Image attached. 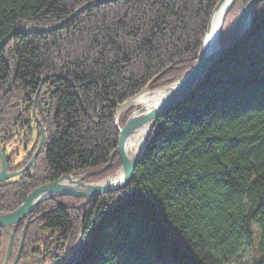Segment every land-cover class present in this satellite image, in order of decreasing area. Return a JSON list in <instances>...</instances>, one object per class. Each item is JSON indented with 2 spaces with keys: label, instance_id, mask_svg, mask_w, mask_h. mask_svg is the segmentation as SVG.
Masks as SVG:
<instances>
[{
  "label": "trees",
  "instance_id": "trees-1",
  "mask_svg": "<svg viewBox=\"0 0 264 264\" xmlns=\"http://www.w3.org/2000/svg\"><path fill=\"white\" fill-rule=\"evenodd\" d=\"M92 1L0 0V41L20 23L51 26ZM218 1L113 0L58 29L11 35L0 50L7 169L21 168L36 149L35 97L46 143L26 174L0 183V212L61 175L109 163L90 180L118 169L117 103L196 64ZM248 1L230 6L222 44ZM251 16L248 35L154 120L129 182L103 195L57 196L36 207L17 264H69L80 254L73 264H264V0ZM13 140L23 149L32 140L22 161L13 158L21 149ZM23 225L16 226L12 251ZM6 239L0 227V256Z\"/></svg>",
  "mask_w": 264,
  "mask_h": 264
},
{
  "label": "water",
  "instance_id": "water-1",
  "mask_svg": "<svg viewBox=\"0 0 264 264\" xmlns=\"http://www.w3.org/2000/svg\"><path fill=\"white\" fill-rule=\"evenodd\" d=\"M108 1H113V0H95L86 3L83 6L76 9L75 12H73L70 16H68L61 22H58L51 26L39 27L27 23H20L16 25L12 29V31L0 41V50L5 45L7 39L13 34L41 33V32H49L58 29L65 22L76 17L84 9L92 5H96ZM234 1L235 0H219L217 2L211 13L205 35L201 40L200 52L198 54L197 62L195 66L192 67L188 72H186L185 74H183L182 76H180L179 78L175 79L174 81L168 84V85L172 84V87L169 89L168 93L163 98L160 99V102L159 104H157L156 107H154L151 110H147L144 106H141L138 109L133 110L130 113L129 117L127 118L125 125L121 127L117 125L119 115L128 107L132 106L131 104L129 105V101L130 99H132V97L126 99L120 104H117V110L114 117L116 121V129L119 131V143L117 149L123 160V163L117 172L121 171V169H124L123 177L116 180L105 181L103 183H101L99 180L94 182L83 181V178H85L87 175L98 174L99 172L107 169L108 165L96 172L85 173L81 177L80 176L78 177L77 175H73L71 173L64 174L58 177L57 179H55V181L53 182L45 183L41 186L34 188L26 196L25 201L21 203V205H19L15 210L11 212H0V227H3L2 229L3 236H7L6 239L7 242L4 245L5 248L0 258L1 260L0 264L17 263L24 242V237L26 232L25 229L28 224L27 222L29 221H26V223L24 224L19 247L17 249L13 261L10 262L8 257L11 251L14 228L18 224V222H20L22 219L23 220L25 218L27 219L28 213H30L33 210V208L38 204H40L41 202L55 198L57 196H64V195H73V196L89 198L113 191L115 189L122 187L127 182H129V180L133 176L135 167L139 164V162L142 159V153L145 150V142L148 136L147 135L146 138L144 139L141 149L133 151L128 147V138L130 137V135L134 133L136 130H138L141 126L146 125L148 123L151 124V122L157 116L161 115L164 111H166L171 106L176 104L178 101L183 99L189 92H191L193 89L198 87V85L204 79L207 71L210 69L212 64L215 61H217L224 52H226L230 47H232V45H234L236 42H238L243 37L248 35L251 28L252 10L263 0H249L248 3L242 8L240 14L236 19L232 38L229 41H227L224 45H221L220 43V36L223 27L222 23L226 16V12L228 11V9L230 8V6ZM224 3L226 4L225 13L222 16V20L216 31L215 37L211 41L210 39L207 38L208 36L210 37L209 32L211 31V21L213 20L214 16L217 14V11L220 9L221 5H223ZM218 37H219V41H217ZM215 39L217 42V47L210 52L209 51V48L211 47L210 44L213 42V40L215 41ZM145 88L146 86L141 91H143ZM121 108L123 109L120 110ZM37 121L41 129L40 142L37 146L35 153L31 156L30 160L24 165V167H21L13 171H7V165L4 158V154L0 149V182L7 180L11 177H14L17 174L27 170L31 166V164L35 161L38 152L41 149V144L44 136L42 124L40 123L39 120ZM113 175H109L105 179H109ZM79 256L82 255L80 254ZM79 256L74 257L72 261H75Z\"/></svg>",
  "mask_w": 264,
  "mask_h": 264
},
{
  "label": "bare ground",
  "instance_id": "bare-ground-1",
  "mask_svg": "<svg viewBox=\"0 0 264 264\" xmlns=\"http://www.w3.org/2000/svg\"><path fill=\"white\" fill-rule=\"evenodd\" d=\"M217 4V3H216ZM215 4V5H216ZM215 7V6H214ZM214 9V8H213ZM225 9H226V4L224 3L223 5H221V7H220V9L217 11V14L214 16V18H213V20L211 21V31L209 32L210 33V37L208 36L207 38L208 39H210L211 41H212V39H214V37H215V34H216V31H217V29H218V27H219V25H220V23H221V20H222V16H223V14L225 13ZM229 10V9H228ZM228 12V11H227ZM227 12H226V14H227ZM241 12V11H240ZM240 14V13H239ZM238 14V15H239ZM238 17V16H237ZM237 19V18H236ZM224 21H225V18H224ZM224 21H223V23L222 24H224ZM208 26V25H207ZM207 29V28H206ZM206 32V31H205ZM222 32V31H221ZM204 35H205V33H204ZM204 35H203V37H204ZM203 37H202V39H203ZM221 37V36H220ZM217 41H219V37H218V39H217ZM240 41V40H239ZM238 41V42H239ZM238 42H236L235 44H237ZM220 43H221V38H220ZM225 44V43H224ZM224 44H222L221 43V45H224ZM234 44V45H235ZM211 45V47L209 48V51L211 52V51H213L216 47H217V42H216V39H215V41L213 40V42L210 44ZM234 45H232V47L234 46ZM200 47H201V45H200ZM232 47H230L229 49H231ZM228 49V50H229ZM199 52H200V49H199ZM199 52H198V54H199ZM198 54H197V57H198ZM197 62V61H196ZM195 66V65H194ZM193 66V67H194ZM174 81V80H173ZM172 82V81H171ZM172 87V84H170V85H168V86H166V87H164V88H160V89H158V90H155V91H152V90H150V91H148V90H145V91H142L140 94H138V95H136V94H134V95H131L130 97H132V99H130V101H129V105L131 104L132 106L131 107H136V109H138L139 107H141V106H144L147 110H151V109H153L154 107H156L157 106V104H159V102H160V99L161 98H163L167 93H168V91H169V89ZM130 97H128V98H130ZM127 98V99H128ZM36 97L34 98V101H33V106H32V118H33V120L39 125V123H38V121L37 120H39L40 121V119L38 118L39 117V115H38V112H37V107H36ZM118 104V103H117ZM134 105H136V106H134ZM139 105V106H138ZM117 106V105H116ZM172 107V106H171ZM170 107V108H171ZM123 108H121L120 110H122ZM128 110V109H127ZM127 110H124L119 116L121 117ZM134 110H135V108H134ZM146 110V111H147ZM165 112V111H164ZM163 112V113H164ZM130 115V114H129ZM129 115L127 116V118L129 117ZM158 117V116H157ZM156 117V118H157ZM127 118H126V121H127ZM155 118V119H156ZM154 119V120H155ZM154 120L151 122V124L150 123H148V124H146V125H143V126H141L138 130H136L134 133H132L131 135H130V137L128 138V147H129V149H131V150H139V149H141V147H142V145H143V142H144V139L146 138V136L148 135V133H149V131L151 130V128H150V125H151V127H152V124H153V122H154ZM125 121V122H126ZM125 122H124V124H121V122H120V119H119V121H118V123H117V125H119V126H121V127H123L124 125H125ZM40 123H41V121H40ZM42 124V123H41ZM113 124H114V127L116 128V121H115V118L113 119ZM42 127H43V129L45 128L43 125H42ZM34 128V127H33ZM36 128V127H35ZM117 130V129H116ZM41 131V130H40ZM118 131V130H117ZM47 133V132H46ZM118 133H119V131H118ZM46 137V136H45ZM45 137H43V143H42V147L44 146V144L46 143V141H45ZM147 140V139H146ZM146 144H147V142H145V149H146ZM5 148H7L6 146H5V144H4V146H3V148H0L2 151L3 150H5ZM145 155V150L143 151V153H142V158H143V156ZM28 162V161H27ZM26 162V163H27ZM34 163V162H33ZM32 163V164H33ZM32 164H31V166H32ZM6 165H7V163H6ZM109 166V163H107L105 166ZM30 166V167H31ZM104 166V167H105ZM22 167H24V165L22 166ZM30 167L27 169V170H25V171H23V172H21V173H19V174H17L16 176H14V177H17V176H21L22 174H26L28 171H29V169H30ZM103 168V167H102ZM102 168H100V169H102ZM108 168V167H107ZM136 168V167H135ZM100 169H97V170H94V171H87V172H83V173H80V174H84V173H93V172H96V171H98V170H100ZM106 170V169H105ZM105 170H103V171H105ZM7 171H9L8 169H7ZM103 171H101V172H99L98 174H100V173H102ZM111 174V173H110ZM110 174H108V175H106V176H104V177H101V178H98L96 181H100L101 183H103V182H105V181H110V180H116V179H119V178H121V177H123V175H124V169H121V171H119V172H117L116 174H112L113 176H111L109 179H105L106 177H108ZM73 175H78V174H73ZM91 176L92 175H95V174H90ZM60 177V176H59ZM11 178H13V177H11ZM11 178H9V179H7V180H4V181H8V180H10ZM78 178V177H77ZM57 179V178H56ZM103 180V181H102ZM53 181H55V179L54 180H52V181H48V182H45V183H49V182H53ZM3 182V181H2ZM45 183H42V184H40L39 186H41V185H43V184H45ZM64 183V182H63ZM38 187V186H37ZM30 193V192H29ZM28 193V194H29ZM27 194V195H28ZM105 194V193H104ZM103 195V194H102ZM47 201V200H46ZM45 201H43V202H41L40 204H38L37 206H35L34 208H33V210L30 212V213H28V215H27V218L29 219V216H30V214L36 209V207H38L39 205H41V204H43ZM21 205V204H20ZM15 210V209H14ZM13 211V210H12ZM6 212H11V211H6ZM21 221H23V219L21 220ZM20 221V222H21ZM26 222L24 221V224H25ZM18 224H19V222H18ZM17 224V225H18ZM16 225V226H17ZM27 225H29V224H27ZM23 227H24V225H23ZM23 229V228H22ZM16 230H17V228H14V231H13V233H15L16 232ZM26 230V229H25ZM25 234H26V232H25ZM21 235H22V231H21ZM25 238V237H24ZM21 239V238H20ZM19 247V246H18ZM18 247L15 249L16 250V252H17V249H18ZM22 249H23V246H22V248H21V252H22ZM21 252H20V255H21ZM65 261V259H63V260H61V262L60 263H65L64 262ZM68 261V260H67ZM75 261H72V260H69V264H73Z\"/></svg>",
  "mask_w": 264,
  "mask_h": 264
},
{
  "label": "rangeland",
  "instance_id": "rangeland-1",
  "mask_svg": "<svg viewBox=\"0 0 264 264\" xmlns=\"http://www.w3.org/2000/svg\"><path fill=\"white\" fill-rule=\"evenodd\" d=\"M170 83V82H169ZM169 83H166V84H164V85H162V86H159V87H157V88H154V89H150L148 86L149 85H146V88L143 90V91H145V90H148V91H150V90H152V91H155V90H157V89H159V88H164L165 86H167ZM142 91H139L136 95H138V94H140ZM122 103V102H121ZM118 104H120V103H118ZM134 106H136V105H134ZM139 106V105H138ZM134 108L136 109V107H128L127 109L128 110H130L131 109V111H130V113L134 110ZM126 109V110H127ZM116 110H117V106H116ZM127 110V111H128ZM116 113V112H115ZM39 118V117H38ZM119 119H120V116H119V118H118V121H119ZM46 129L44 128L43 129V131H45ZM36 131L37 130H35L34 129V131H33V136L31 135V136H29V137H31L32 139H33V141L36 139ZM41 136V135H40ZM25 137V136H24ZM44 137V136H43ZM28 139V138H27ZM1 142V141H0ZM31 142H32V140H30V142L27 144V146L25 147V149H27V151L29 150L28 148H31ZM39 142H40V137H39V139H38V142H37V145H36V149H37V146H38V144H39ZM43 143V142H42ZM0 144H2V143H0ZM12 144V146L14 145V146H16V147H21V149L19 150V152L17 153V154H14L13 156V158H14V160L15 161H19V160H23L24 159V157L28 154V152L25 150V149H23V145L25 144V143H22L21 141H18V143H17V141L16 140H13V142L11 143ZM3 145V144H2ZM42 145V144H41ZM0 148H3V146H1L0 145ZM41 148H42V146H41ZM118 148V147H117ZM36 149L33 151V154L35 153V151H36ZM10 150H11V148L8 146L4 151H3V153L5 152L6 154L7 153H9L10 152ZM40 152H41V149H40V151L38 152V155L40 154ZM32 154V155H33ZM31 155V156H32ZM38 155H37V157H38ZM36 157V158H37ZM4 158H5V155H4ZM31 158V157H30ZM30 160V159H29ZM28 160V161H29ZM36 160V159H35ZM5 161H6V158H5ZM121 167V166H120ZM120 167L118 168V169H116L114 172H112L110 175H112V174H114V173H116L119 169H120ZM85 174V173H84ZM83 174H78L77 176L79 177H81ZM95 175H98V174H95ZM95 175H92V176H95ZM91 175H87L85 178H83V181H86V182H94V181H96L97 179H90V180H88V177H90ZM0 183H2V181L0 182ZM30 219H24V221L26 222V221H29ZM28 224H29V222H27ZM28 226V225H27ZM27 226H26V228H27ZM2 229H3V227H1ZM15 228H16V226H15ZM13 237H14V233H13ZM12 241H13V239H12ZM20 243V242H19ZM19 243H18V246H19ZM24 243V242H23ZM17 246V247H18ZM12 248H13V246L11 245V251H10V255H9V257H8V259H9V261L10 262H12L13 261V259H14V257H15V254H16V251L13 249V251H12ZM0 258H1V256H0ZM20 259V256H19V258H18V260ZM73 259V258H72ZM71 259V260H72ZM18 262V261H17ZM17 264V263H16Z\"/></svg>",
  "mask_w": 264,
  "mask_h": 264
},
{
  "label": "flooded vegetation",
  "instance_id": "flooded-vegetation-1",
  "mask_svg": "<svg viewBox=\"0 0 264 264\" xmlns=\"http://www.w3.org/2000/svg\"><path fill=\"white\" fill-rule=\"evenodd\" d=\"M34 129L36 130V128L34 127Z\"/></svg>",
  "mask_w": 264,
  "mask_h": 264
}]
</instances>
